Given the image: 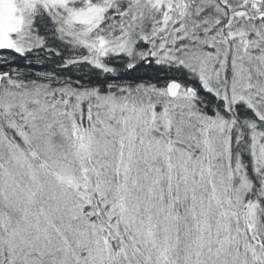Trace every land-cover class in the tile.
Returning <instances> with one entry per match:
<instances>
[{"label":"snow or ice","instance_id":"obj_1","mask_svg":"<svg viewBox=\"0 0 264 264\" xmlns=\"http://www.w3.org/2000/svg\"><path fill=\"white\" fill-rule=\"evenodd\" d=\"M0 264H264V0H0Z\"/></svg>","mask_w":264,"mask_h":264}]
</instances>
